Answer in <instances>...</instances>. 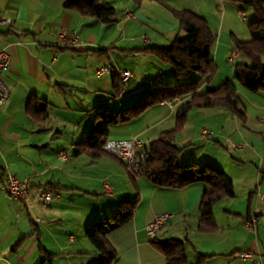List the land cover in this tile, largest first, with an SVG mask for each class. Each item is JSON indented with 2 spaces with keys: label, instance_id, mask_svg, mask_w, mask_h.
<instances>
[{
  "label": "crops",
  "instance_id": "crops-1",
  "mask_svg": "<svg viewBox=\"0 0 264 264\" xmlns=\"http://www.w3.org/2000/svg\"><path fill=\"white\" fill-rule=\"evenodd\" d=\"M144 1H135L137 7H132L126 13L128 22L139 21L137 18L146 20L140 14V6ZM150 1L163 4L166 0ZM169 1L168 10L174 16L175 23L173 21V26L163 21L160 23L165 31H169L167 41L172 42L176 35L182 33L176 12L186 10L202 18L208 17V0ZM211 1L218 2L223 8L215 56L223 52L222 49L229 51L230 55L237 52L234 60L237 61L240 55L231 44L236 41L233 34L234 22L237 11L244 12L245 9L235 0ZM251 10L246 9V13L253 21L255 16ZM86 18L88 17L79 12L63 9L62 0H0V19L10 20L11 29L19 32L14 34L8 26L0 24V49L9 58V70L4 76V82L10 91L9 102L0 107V264H30L29 261L33 260V264H40L48 255H52V259L61 251L68 256L67 260L77 257L78 260H84L81 264H85L89 252L84 245L75 251L74 245L82 242L77 234H84L85 227L102 215L104 204L100 202L97 193H105L104 183L114 189L108 197L112 203L109 208H105L104 215L115 212L122 201L137 197L132 218L106 236L116 254L112 264H166L164 255L153 241L167 239L182 241L186 246L187 260L189 262L191 259L192 264L199 259H202V264H264V196H261L264 194V153L252 152L253 157L246 155L244 158L250 161L254 170V177L248 182L246 212L244 209H232L229 203L225 204L228 200L234 201L236 196L222 200L213 208L216 229L203 233L197 229L199 202L205 188L203 184L169 189L155 186L145 177L135 176L131 178L134 185L132 188L122 169V161L102 151L87 149L84 145L82 135L91 130L94 121L102 114L122 113L134 103L135 96L143 95V89L152 82H160L161 88H165L181 80L174 75L173 68H167L168 64L143 51L147 46H157L156 44L145 38L143 45H135L133 40H129L122 52L137 60L143 56L141 53L147 55V72L143 73L139 82V72L133 67L124 66L122 69L129 71L132 78L125 88L116 93L118 96L114 97L110 76L98 77L95 69L109 65L115 71L121 70L118 60L111 54H107L104 59L99 53L101 41L92 34L91 28L100 22ZM105 26L109 28L113 24ZM177 26L178 33L174 34ZM224 26L230 32V40H222ZM209 28L213 31V28ZM240 38L239 41L249 40L244 36ZM151 60L154 65L149 67ZM209 81L210 79L202 80L197 89L199 93L213 89H208L212 85ZM231 83L237 95L264 110V93H251L236 81L232 80ZM188 98L189 96L165 101L147 108L131 123L112 128L106 140L138 138L148 145L161 133L173 129L176 110ZM33 105L45 108L47 115L33 114ZM239 105L243 107L241 100ZM111 106L113 111L109 110ZM254 109L255 107L250 109L252 113H255ZM196 112L206 114L202 117V124L197 127L193 125V120L198 116ZM237 120L235 114H230L224 108L191 110L182 128L174 135L173 143L181 149L177 165L213 164L225 173L220 163L226 161L227 155L223 153L225 148L220 143L222 139L230 141L240 133L241 127ZM204 129L212 132L213 137L210 139L215 146L210 145L209 139L204 141L199 137ZM235 150L242 151L239 145L235 146ZM61 152L66 154L65 159L59 158L58 154ZM112 159L122 165L115 163V167H110L103 175H87V168L100 167L103 162L111 166ZM241 161L239 160L240 163ZM7 173L15 175L20 181L28 179L33 187L52 188L59 193L60 198L47 206L39 205L32 198L24 202L12 201L4 190V176ZM115 178L122 181V190L114 185ZM78 194L97 199L88 209L77 208L80 211L75 213V223H68L69 217L65 210L75 208ZM254 206L255 211L259 212L255 214L257 224L254 230H249L245 226L249 217L246 215L253 213ZM163 214L169 215V219L151 241L145 228L156 216ZM67 217L68 220H64ZM187 223L189 233L186 231L184 240L168 236L169 232L177 227L187 226ZM56 225L67 227V245L55 237V232L59 233L54 228ZM65 250L68 251L67 254ZM243 252L250 253L251 259L241 260L236 256ZM96 254L98 257L89 264H99L101 256ZM51 263L53 264L52 260Z\"/></svg>",
  "mask_w": 264,
  "mask_h": 264
},
{
  "label": "trees",
  "instance_id": "trees-1",
  "mask_svg": "<svg viewBox=\"0 0 264 264\" xmlns=\"http://www.w3.org/2000/svg\"><path fill=\"white\" fill-rule=\"evenodd\" d=\"M249 6L255 19L248 25L250 39L234 42L242 61L234 65L235 81L251 93H264V0H235ZM63 9L79 12L82 16L95 19L103 25L110 26L116 19L115 9L102 0H62ZM180 21L182 35L174 37L170 46H147L144 52L152 54L157 60L173 68L174 75L179 79H188L197 74L198 80L173 87L161 88L160 82H152L145 88L146 92L139 96L132 105L122 113H106L94 121L93 127L83 138L87 149L100 151L109 131L114 127L131 123L147 108L189 96L177 108L175 125L172 130L161 133L154 141L145 145L148 159L135 175L150 180L155 186L169 189H181L195 183L204 185L199 202L197 229L203 233L213 232L216 224L213 218V208L222 200L235 197L232 181L225 173L213 164L199 165L191 163L179 166L176 163L181 149L173 143L174 135L185 123L187 114L194 109L224 108L237 113L240 99L231 81L226 80L218 87L198 92L202 80L210 79L216 70L212 55L214 36L207 22L201 16L190 12H176ZM110 68V76L117 97L123 84L119 82L116 71ZM158 83V86L153 84ZM61 87H63L61 85ZM117 93V94H116ZM106 110V109H104ZM33 114L46 116L45 108L33 105ZM102 153V152H101ZM95 155V154H93ZM137 197L122 201L115 214L104 222L86 226L84 235L93 245L101 259L99 264H112L116 258L115 251L106 240L107 234L128 222L134 213ZM165 257L166 264H189L186 256V246L182 241L167 239L153 241ZM52 255H48L40 264H52ZM201 258V257H200ZM194 264H202L199 259Z\"/></svg>",
  "mask_w": 264,
  "mask_h": 264
},
{
  "label": "rangeland",
  "instance_id": "rangeland-1",
  "mask_svg": "<svg viewBox=\"0 0 264 264\" xmlns=\"http://www.w3.org/2000/svg\"><path fill=\"white\" fill-rule=\"evenodd\" d=\"M102 1L108 2L110 5H112V7L115 9L117 21L113 24L112 27H109V28H107L105 25L101 23L91 28L92 29L91 31H93L92 34L96 36L99 42L101 41V45H100L101 51L99 53L102 54L104 59L106 58L107 54L109 55L111 54V56L116 58L118 60V64L120 66L121 71L124 70L122 69L124 68V66L135 68L136 71L139 72L138 81L141 82L140 77L143 75V73L147 72L146 63L149 61V58L147 57V55H144L142 53L141 55L143 56H140L138 60L137 58L135 59L130 58L126 56L125 53L122 52V50H125L122 48H126L129 40L130 41L133 40V44L135 45H143L144 38L147 40H150L151 42H153L154 44L160 47L170 46L171 42L167 41V38H168L167 33L169 31H165V28L160 24L162 21L170 25L172 24V26H173V21L175 23V20H174L175 18H173L174 16L171 15L168 10L170 1L169 0L163 1L162 2L164 4L163 5V4H160V2L157 3L156 1L145 0L140 6V14L142 16H145L146 20H143L144 18L143 19L137 18L139 21L132 20L130 22L126 20V13L132 10V7L137 5L135 3V1L137 0H102ZM198 4L200 6V2H198ZM207 8H208L207 9L208 17L207 19L205 17L204 18H205V21L208 23V25L210 23L209 27L213 28L212 34L214 36V46H213L212 55H213L214 62L216 65L215 73L210 78V81H209L210 84H212L210 87H208L209 89V88H214V86H218L219 84H222L227 79H229V81L231 82L232 80L235 81L234 65L236 62L242 61L243 59L239 58L237 61L229 62L228 61L230 57L229 51L225 52L223 49H222L223 52H219L217 57L215 56V50L218 45V35H219L221 25H222L221 22H222L223 8L221 5H218V2L214 3L211 0H208ZM241 8L245 9L244 12H245L246 18L243 20L237 14V17L235 18V22H234L235 23L234 29H233L235 40H238V38L241 39L240 38L241 36H244L245 38L250 39L248 25L251 22V20L248 18L246 9H249L250 11L251 8L243 4H241ZM86 19H89V18H86ZM132 25H134L133 28H132ZM222 30H223L222 40L226 38L227 39L231 38L230 32H227L228 29L226 28V26H224ZM173 33L174 34L178 33V26L176 27L175 31H173ZM180 34L182 35L183 33H180ZM132 35L133 37H131ZM226 40L224 41L226 42ZM231 44L234 45V42H231ZM153 63L154 61L151 60L149 67H152L154 65ZM262 65H264V57H262ZM104 66H109V65H104ZM170 67H171L170 65L167 66L168 69L172 70V67L171 68ZM163 71L167 72L166 69H164ZM199 78H200L199 75L194 74L193 76L189 77L187 80L181 79L180 82H178L175 85L169 86V87L178 86L180 84H185V83H190L194 80H198ZM145 87H147V85L144 86V88ZM142 92L145 93L146 89H143ZM238 96L242 102L243 107L241 106L240 108L238 107L237 113L230 111V114L233 113L236 115L238 119L237 121L241 127V131L240 133L238 132L236 135H234V137L230 139V141H226L225 139H222L220 144L223 145L222 148H225V151H223V153H225L227 156H226V161H222V163H220L221 164L220 166L224 168L225 174L232 180V183L234 186V192L236 196L234 201L228 200L225 204L229 203V205L232 206V209L233 208L238 209V210L244 209L246 212L247 206H248V189H247L248 182L249 180L253 179L254 170H253V167L250 161L244 158L246 157V155H251L253 157L252 152L264 153V110L257 108L254 104H252L245 97H241L239 94ZM138 97L139 96H135L134 100H136ZM131 102L132 101H130V103ZM252 107H255L254 109L255 113L251 112L250 109ZM109 110L113 111L112 106L110 107ZM196 113L198 114V116L195 118V120H193L195 121L193 124L195 127L200 126L202 124V121H203L202 117L206 115L205 112H196ZM201 132L199 134V137L201 136ZM87 135H88V131L84 133V135H82V139L87 137ZM243 137H245L246 139H243ZM202 140L206 141L207 139H202ZM246 140H249V141H246ZM209 142L211 146H215L214 142H212L211 139H209ZM238 145L242 149L241 152H238L239 150H235V146H238ZM239 160H242L241 163L239 162ZM112 161L113 162L111 166H109L108 164H105L106 162H103L100 167L87 168V175L92 176L95 173L100 174V175L105 174L104 172L109 171L108 169H110V167L111 168L115 167L114 166L116 165L115 163H119L113 159ZM118 165H122V164L119 163ZM123 167L124 168L122 169L127 174L125 175L127 176L129 183L132 185V188H134V185L132 183L133 179H131L130 174L126 171L125 166ZM253 183L254 182L252 181V184ZM114 185H116L119 190H122V188L124 187L122 181L119 178L114 179ZM252 186L254 188V185ZM77 196H78L76 198L77 203L74 205L75 208L70 207L69 209L65 210L67 212L66 216L69 217L68 223H75L74 221L75 213L80 211V209H77V208L84 207L88 209V207H91L96 201L95 200L96 197L95 198L88 197V196H84V194H78ZM261 196H264V194H262ZM97 197L100 199V202L104 204V208L101 209L102 215H100V217L97 218L98 220H96L94 223H91L93 225H98L104 222L107 218L115 214V212L107 213L106 215H104L103 213L107 208L110 207L112 203L108 198L110 197L109 195L99 192L97 193ZM252 210H253V213L250 215L247 214L246 216H254L256 207L254 206ZM215 212L216 211L214 210V213ZM68 217L65 218L64 220H68ZM187 224H188L187 226L183 225V226L175 228L173 231L168 233L169 234L168 236H171L170 238H181V239L183 238L184 240V237L189 231V223ZM54 228L59 230V233L55 232V235H56L55 237L58 238L61 243H64L65 245H67L68 235L65 233L67 227L65 226L61 227V226L56 225ZM82 234H83L82 232L77 234L78 236L77 238L79 239V236H80L81 237L80 239H82V242H77L74 245V248H76L74 250L77 251L79 250V248H81L84 245L85 250L89 252L90 254L88 258L86 259L85 264H89V263H92L95 257L96 258L98 257V254H96L97 252L95 251V248L93 247V245L87 240L84 234L83 236ZM70 250L73 251V248H71ZM65 252L67 254L68 251L65 250ZM188 253H190V251H188ZM67 257L68 256L64 255L61 251V253L53 257L51 260L53 264H67L69 262L71 264H81L80 262L84 261V260H78L77 257L67 260ZM189 260H190L189 264H192V260L191 259ZM34 262L35 260H33V262L29 261L30 264H33ZM13 264H16V263L13 262Z\"/></svg>",
  "mask_w": 264,
  "mask_h": 264
},
{
  "label": "built area",
  "instance_id": "built-area-1",
  "mask_svg": "<svg viewBox=\"0 0 264 264\" xmlns=\"http://www.w3.org/2000/svg\"><path fill=\"white\" fill-rule=\"evenodd\" d=\"M239 16L244 19L245 15L242 10L237 11ZM0 24L6 25L10 28V30L14 34H19L14 29H11L10 20H2L0 19ZM64 39V37H62ZM66 40V39H64ZM74 41V40H73ZM69 44H72L69 40H67ZM237 58V52H232L229 61H234ZM9 70V58L6 52L0 49V107L6 105L10 100V91L7 85L4 82V76ZM110 68L108 66H104L101 68L95 69V75L98 77L109 75ZM116 76L120 83L123 84L125 88L132 75L129 71H116ZM153 86H158V83L153 84ZM201 137L203 139H210L213 137V134L207 130L201 132ZM100 150L108 154L116 159H119L123 162L126 171L130 175H135V173L139 170V168L146 163L148 159V154L145 150V144L138 138H132L128 140L116 141V140H105ZM60 159H65L66 154L61 152L58 154ZM4 190L12 201L15 202H24L28 199H34L36 202L43 206H47L53 201H56L60 198L59 193L49 187H33L30 181L24 180L20 181L15 175L7 173L4 176ZM103 190L107 195H112L111 187L104 183ZM259 213L255 211V214ZM169 219V215L163 214L156 216L154 220L146 226V232L151 241L155 239L159 231L161 230L164 223H166ZM257 224L256 216L247 217L245 226L249 230H254ZM239 259H251V254L248 252H243L236 254Z\"/></svg>",
  "mask_w": 264,
  "mask_h": 264
}]
</instances>
